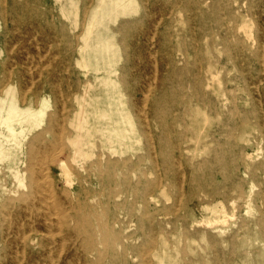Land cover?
Wrapping results in <instances>:
<instances>
[{
    "label": "rangeland",
    "instance_id": "1",
    "mask_svg": "<svg viewBox=\"0 0 264 264\" xmlns=\"http://www.w3.org/2000/svg\"><path fill=\"white\" fill-rule=\"evenodd\" d=\"M172 8L148 5L152 21L148 24L141 22L146 9L141 3L136 16L111 25L115 31L125 23L134 27L129 34H117L122 56L98 80L80 66L79 48L89 11L82 0H0V207L10 205L0 217V264H34L26 258L36 247L29 244L22 250L24 234L35 236L41 230L57 235L55 227H47L55 217L49 216L39 197L30 203L31 213L17 200L27 192L21 178L30 147L39 146L36 134L44 133L51 121L57 122L55 132L65 128L66 134L71 133L69 122L84 104L83 97H88L89 84H97L90 93L98 95L99 107H112L115 125L133 137L124 143L132 148L116 143L118 151L134 154L133 160L144 158L137 168L118 174L120 179L123 174L129 177L127 185L117 188L123 191L119 201H125L121 219L130 223L125 235H139L129 240L126 255L136 254L135 248L151 235L146 225V236H141L137 222L151 182L155 184L150 190L151 210L178 211L182 218L176 227L163 225L164 233L157 229L155 234L165 264H264V226L254 223L264 220V0H179V11ZM101 32L109 34L106 27ZM162 88L179 98V109H163V124L150 113L151 100ZM12 101L20 108L17 114L10 110ZM95 136L88 139H95L98 147L104 144L99 130ZM52 138L44 133L45 141ZM64 146L57 143L41 153L46 155L37 165L39 175L50 173L49 180L58 187L66 186L57 168V162L68 157ZM148 149L153 158L159 155L157 168L147 157ZM161 155L169 166L163 165ZM213 184L214 193L201 196L206 192L197 187ZM92 199L100 201L103 196L91 197L87 203L92 204ZM131 208L134 217L123 214ZM114 256L123 258L116 244L103 264H113ZM130 257L127 264H139V257ZM152 261L156 262L154 257Z\"/></svg>",
    "mask_w": 264,
    "mask_h": 264
},
{
    "label": "bare ground",
    "instance_id": "2",
    "mask_svg": "<svg viewBox=\"0 0 264 264\" xmlns=\"http://www.w3.org/2000/svg\"><path fill=\"white\" fill-rule=\"evenodd\" d=\"M169 1L171 3H168ZM82 3L84 4V9L89 7V11L88 13L86 12L87 16L85 15L87 19L86 26L81 37L82 43L80 44L79 48L82 55L80 66L83 68H87L88 71L92 72L95 75V78H97L98 80H101V78H103V73L109 71L112 65L118 62L122 56V48L117 41V34H129L132 32L131 29L134 27L133 24L130 25L128 23H125L123 26H120L117 31H115L111 28V25H115L122 18H133L134 16H136L140 11L141 3L146 8L143 16L141 17V22L146 21L148 24L152 22L150 21L151 16H149L151 15V11L147 9L148 5L151 6L153 4H161L162 6H168L169 4L172 5L173 10L177 9L179 11V0H82ZM102 27H106L109 30V34H103L101 32ZM135 31H137V28L133 29L134 33ZM138 32L136 33V35L143 34V32H141L140 34H138ZM164 33L165 32L162 33V36H164ZM122 44L127 45L128 47L129 44L126 38L122 39ZM161 47H165V41L163 42V45ZM134 49L138 50L139 46H135ZM85 53L91 54V57H89L88 59L85 58ZM173 71L177 72L178 69H173ZM29 72H32V70ZM101 82L103 85H106L103 79ZM96 86L97 84L88 85V93L86 92L88 97H83L84 104L81 105L80 110L74 114L73 119H71V121L69 122L70 129L72 130L69 132L71 133L66 134L64 131L65 128H61V132H55L57 122L54 123L51 121L48 127L45 129L44 133L53 135L52 140L48 142L45 141L43 139L44 133L40 131L42 133H38L34 137V141L39 142V146H35L33 144L28 151L25 176L24 178H21V184L27 188V192H21L23 193V195H21L20 200H17L23 202L27 207L26 209L30 210L28 208L30 203H34L33 200L36 199V197H39L40 201L43 202L42 205L44 206V209H48L49 212H51L49 216L52 217L54 215L55 217L53 221L50 218L51 221L47 224V227H55L57 230V235H46V233H41V230H37L35 236H29L27 235V233L23 235V251L29 248V244H34V247H36V249L34 250V254L26 258L31 263L57 264L59 262L61 264H103L104 256H106L107 254H113V247L116 244L123 258L119 259V257L114 256V263L127 264L128 258L130 256H127L126 253H129V250L131 249V245L128 244V242H130L129 240L135 239L139 236L137 232L131 235H125L126 229L130 227V223L128 222L125 224L123 222L124 220L121 219V207L125 204V201H119V199L122 198L123 191L118 190L117 188H121V186L127 185L129 179L127 174H123V179H120L118 176L119 172L124 170L125 168H137L139 163L143 161L144 158L142 156H139L136 160H133L134 154L125 156V151L123 149L118 151L115 145L116 143L122 145L126 142V139H132L133 137L128 136V134H125L123 131H120L119 127L115 125L117 124L118 120H114L113 114L115 113L112 107L110 109H103L99 107L98 95L92 96L90 93L92 91H95ZM162 89L164 90L161 91L158 96L151 100L152 107L150 113L157 119L161 118V122L163 124V120L165 119L162 118L165 112L163 109H168L170 111V107L179 109V98H175V94L173 93V91H168L165 88ZM223 95H225V92L223 93ZM23 96H26L25 93ZM9 105L11 112H14L16 114L20 112V108L15 104L14 101H12ZM62 112L64 113V111ZM103 119L106 121L108 120L106 125H99L100 121ZM204 121H206V119ZM98 130L101 132L100 140L104 142V144L101 143L102 145H100L99 147L97 146V142L95 139H88L89 135H91L92 137H96V131ZM152 140L153 139H151V141ZM57 143H61V145L63 144V146L66 145L68 147L67 159L57 162V168H59L60 170L61 177L66 181V186L64 187H58L53 181L54 179L51 181L52 178L50 173L46 176H44L45 174L43 173L44 175L40 176V171L37 168L40 158L42 159L43 154L41 155V153H48V149L53 148V146L55 147ZM124 145H126L128 148H132V144ZM152 146L154 147V145ZM57 147L58 146H56V148ZM45 153L44 155H46ZM149 153L150 149H148L147 157L152 160V167L157 168L160 163L159 155L157 156V153L155 152L156 154L153 158L152 154ZM58 154L54 155L56 156ZM59 155L61 156V154ZM161 158L163 159V165L166 167L169 166V164L166 162V159L163 158L162 155ZM70 160L77 164L78 167L74 166ZM46 162L47 161H45V163ZM52 162L53 164L56 163L54 160ZM40 166L42 167V165ZM46 168L47 164L45 169ZM47 169L45 171H47ZM75 175L77 178L75 177ZM48 177L51 179L49 180ZM226 180L228 181V179ZM183 184L184 183H182V186H184ZM158 185H160V183ZM154 186L155 184H152L151 182L148 184L146 193L147 196L149 195V199L142 198V204H144L143 213L140 216L138 215L139 217H137V222L140 225V231L138 232L141 234V236L145 235L146 233L144 228V226L146 225L151 234L148 236L147 240L144 241L140 246L136 247L134 245L136 247L135 249L137 250V253L131 255L130 258H133L134 260V257H139V264H165V262L163 261V256L159 250L160 247L157 244V240H155V234L157 233V229H159L160 234L164 233L163 225L176 227V225L179 224V220H182V218H179L178 211H170L163 208H152L153 210H151L150 204L153 201L154 195L150 192V190ZM208 186L209 185H201L197 187L198 190L201 189L207 193L202 194L201 196L208 197L212 193H214V189L216 186L213 184L210 185V188H207ZM197 188L193 186L191 187V190L195 191ZM181 190L183 191L182 187ZM99 195L103 196L102 200L96 201L95 199H92V204L87 203V200H89L91 197ZM181 198L182 197H180V199ZM181 201L182 200H180V203ZM218 203L221 204V202ZM9 206V204L5 203L1 205L0 217H5L4 214L8 212ZM30 208L33 209L32 204ZM31 211L32 210H30V213ZM123 214L129 215V217L135 216L132 208ZM169 214L175 216L174 220L167 219L168 217L166 216ZM6 218H4V220ZM46 220L47 219H45V222ZM254 223L259 226H264V220L261 218L255 220ZM9 225L11 228V224ZM56 236L58 237L56 238ZM103 249H105L106 251L105 254L103 252ZM183 253L185 254V252ZM153 257L156 260L155 263H153L152 261ZM184 260L187 261V259Z\"/></svg>",
    "mask_w": 264,
    "mask_h": 264
}]
</instances>
